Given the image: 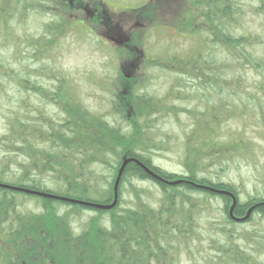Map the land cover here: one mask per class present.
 Here are the masks:
<instances>
[{"label":"trees","instance_id":"16d2710c","mask_svg":"<svg viewBox=\"0 0 264 264\" xmlns=\"http://www.w3.org/2000/svg\"><path fill=\"white\" fill-rule=\"evenodd\" d=\"M187 1L188 31L200 42L195 59L172 54L158 61L149 50L145 63L178 73L174 89L163 97L134 92L125 103L118 94L108 116L88 111L77 93L74 100L68 82L60 80L51 94L31 81L40 69L16 76L0 60V79L8 75L20 92L33 90L31 95L42 100L29 107L24 97L4 115L0 184L110 204L126 158L140 161L161 179L128 163L110 210L0 188V264H181L182 257H192L190 264H264V0ZM6 18L0 17L1 25H8ZM248 21H257L256 27ZM26 36L21 41L40 54L38 47L46 44ZM184 74L188 81L181 79ZM105 88L117 91L112 84ZM184 89L187 97L181 95ZM176 101L194 107L181 111ZM50 105L58 110L49 114ZM179 113L192 123L181 140V174L160 168L152 156L172 143L159 123ZM244 119L253 131H247ZM232 122L242 128L230 130ZM236 160L253 164L258 182L245 200L234 183L213 181L207 173ZM103 168L108 178L100 174ZM132 180L151 187L133 186ZM176 181L181 182L171 184ZM126 183L133 193L128 207L121 198ZM232 199L237 219L253 208L247 219L230 216ZM88 211L95 215L75 233L71 222Z\"/></svg>","mask_w":264,"mask_h":264},{"label":"rangeland","instance_id":"374dc122","mask_svg":"<svg viewBox=\"0 0 264 264\" xmlns=\"http://www.w3.org/2000/svg\"><path fill=\"white\" fill-rule=\"evenodd\" d=\"M144 9L146 15L144 20L147 29L149 27L150 30H156V27H159L160 38L156 39L154 34L147 33L145 39L141 32L142 29L135 27L133 34L135 38L132 39L130 44L133 52L124 53V55L116 50L117 45H110L101 40L96 41L86 37L80 39L76 33L77 30L69 27L66 30L65 37L60 40L61 42L58 45H54L48 54H44V56L38 54L37 51L34 52L31 47L21 41L28 32L34 31L37 26L35 21H32L31 17L23 12L24 17L20 15L16 19L10 18L7 26L0 24V60L2 66H4V70L7 68L5 71L9 72L10 70L16 76L25 69L32 72L40 69L41 71L38 74H31V81L34 80L41 87L50 89L51 94L56 92L60 80L66 81L69 83V87L72 88V90L69 89V93L73 95L74 100H78L77 93L81 104L88 111L102 116H108L113 108L112 100L114 98L113 102L116 103L118 94L120 101L124 103L128 101L129 95L134 92L139 94L146 92L163 97L168 93L170 94V91L174 89V83L179 77L178 73L167 72V68H162V66L151 67V64L145 63L144 53L146 54L149 50V55L156 53L158 61L169 60L172 54L177 55L178 59L187 58L190 61L195 59L196 47L197 45L200 46V42L196 44L195 35L193 36L188 31L187 19L190 16L191 7L187 0H153V4L146 5ZM190 19L192 21V15ZM132 22L133 19H130L129 24ZM250 22H252V28L256 27L257 21H248V25H250ZM6 37L11 40L7 41ZM21 51H25V55H22ZM24 56H29V60ZM134 57L136 61H132ZM148 58L149 56L145 57V59ZM131 64L135 65V68H132ZM184 75L181 79L188 81V77L186 74ZM7 76L0 79V134L5 131L4 115L6 116L9 111L15 110L20 99L26 97L25 101L30 102L26 103L29 107L42 103L40 102L42 100L39 101L38 95H31L33 90H30V94L20 92L17 82L9 80ZM111 84L112 88L117 89L116 93L114 91V93H110L105 88H109ZM32 87L30 85L28 89H32ZM182 91L181 95L187 97L188 89ZM174 104L181 111L184 109L191 110L194 107L192 103L183 101H176ZM55 110H58L55 109V106L50 105L47 107L49 114ZM187 116L186 113H179L177 117L168 118L158 125L162 132L172 135V143L164 145V150H154L152 153L153 163L166 171L179 174L183 171L178 160L181 152V140L184 131L187 132L192 129V123ZM245 123L248 132L255 129L250 122L246 121ZM230 128V130L236 131L242 127L240 123L232 122ZM253 139L257 144H261L259 137L254 136ZM260 154V151L256 152L257 156ZM210 170L207 173L211 174L213 181L220 179L238 186L241 191V200H245L247 195L250 194L251 187L258 183L254 176L253 164L248 162L236 160L227 167L218 168L215 166ZM100 174L106 178L109 177L108 170L105 168L100 171ZM138 184L145 188L151 187L146 182L141 184L136 180L131 181L133 186ZM131 185L126 183L122 190V204L125 207L131 205L133 198ZM93 215L95 213L88 211L74 220L73 223L71 222L73 231L79 233L86 221ZM190 258L192 257H182L181 264H190Z\"/></svg>","mask_w":264,"mask_h":264},{"label":"flooded vegetation","instance_id":"af4514ba","mask_svg":"<svg viewBox=\"0 0 264 264\" xmlns=\"http://www.w3.org/2000/svg\"><path fill=\"white\" fill-rule=\"evenodd\" d=\"M14 2L12 5L8 0H1L0 17H7V22L10 18L16 19L20 15L24 17L23 12L31 17L37 26L34 31L28 32V35L32 39L36 38L37 43L46 44L38 47L43 56L61 42L68 27L75 28L80 39L86 37L117 45L116 50L123 55L133 52L130 44L135 38L133 35L135 27L142 29L145 39L147 33L154 34L156 39L160 38L159 27H156V30H150L149 27L147 29L144 20L146 16L144 8L148 4H153V0H14ZM130 19H133V22L129 24ZM135 59L134 57L133 60ZM143 59L146 60L145 53ZM131 67L135 68V65L131 64Z\"/></svg>","mask_w":264,"mask_h":264},{"label":"water","instance_id":"95a60500","mask_svg":"<svg viewBox=\"0 0 264 264\" xmlns=\"http://www.w3.org/2000/svg\"><path fill=\"white\" fill-rule=\"evenodd\" d=\"M130 162H134L135 164L140 166L149 176H151V177H153V178H155L157 180H161L158 177V175H156L148 167L144 166L140 161H138V160H136L134 158H126V159L123 160V162H122V164H121V166H120V168L118 170V173H117V176H116V180H115V183H114V187H113V199H112V202L110 204H101V203H95V202H90V201H80V200L70 199V198H66V197H59V196L48 194V193L32 191V190L19 188V187H13V186L4 185V184H0V188L20 191V192H24V193H28V194H32V195L42 196V197H45V198H50V199L61 200V201L69 202V203L79 204V205H83V206L90 207V208H95V209H100V210H110L117 204V201H118L117 190H118L119 181H120L121 175H122V173L124 171V168ZM180 182L181 181H176V182H173L171 184L175 185V184H178ZM210 190H212V189H210ZM213 191L216 192V193L225 194V195L227 194L228 195V192H225V191H217V190H213ZM235 205H236V200L232 199V205H231V207L229 209V214H230V216L233 219H235L237 221H243V220L247 219L249 217L251 211L253 210V208H250L244 218L237 219L232 214Z\"/></svg>","mask_w":264,"mask_h":264},{"label":"bare ground","instance_id":"6f19581e","mask_svg":"<svg viewBox=\"0 0 264 264\" xmlns=\"http://www.w3.org/2000/svg\"><path fill=\"white\" fill-rule=\"evenodd\" d=\"M33 205V204H32Z\"/></svg>","mask_w":264,"mask_h":264}]
</instances>
